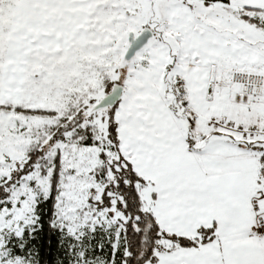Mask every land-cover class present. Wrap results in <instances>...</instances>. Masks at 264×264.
<instances>
[{
    "label": "snow or ice",
    "instance_id": "1",
    "mask_svg": "<svg viewBox=\"0 0 264 264\" xmlns=\"http://www.w3.org/2000/svg\"><path fill=\"white\" fill-rule=\"evenodd\" d=\"M0 264H264V0H0Z\"/></svg>",
    "mask_w": 264,
    "mask_h": 264
}]
</instances>
